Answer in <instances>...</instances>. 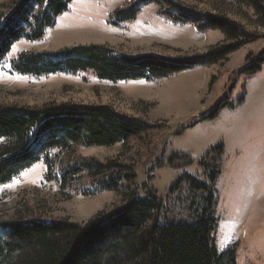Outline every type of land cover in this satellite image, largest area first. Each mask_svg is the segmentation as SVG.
<instances>
[{"label":"trees","instance_id":"16d2710c","mask_svg":"<svg viewBox=\"0 0 264 264\" xmlns=\"http://www.w3.org/2000/svg\"><path fill=\"white\" fill-rule=\"evenodd\" d=\"M238 1L251 7L264 21L262 0ZM71 3L72 0H8L0 4V64L20 41L43 39ZM142 4L166 9L163 15L173 23L194 24L201 32L219 31L228 43L206 54L176 58L127 57L101 45L22 52L12 60V71L36 78L92 73L96 79L110 83L155 82L219 64L264 38L244 31L228 17L198 14L171 0H141L126 9H117L110 25L120 27L134 22ZM263 65L264 49L231 75V85L242 77L257 75ZM224 108L219 106L211 118ZM142 137L152 144L159 131L109 106L0 105V188L43 161L46 180L57 182L62 192L80 189L91 196L115 192L123 198L122 206L101 211L86 224L41 219L0 222V264H238L236 247L220 251L217 244L216 184L223 171L224 146L207 152L205 160L198 163L206 172V181L187 173L177 178L169 190V197L174 196L169 198V205L147 184H143L145 196H139L132 165L116 160L101 163L77 152L78 148L125 146ZM193 164L189 154L174 152L163 155L158 169ZM176 208L184 217L173 215ZM189 219L191 222H187Z\"/></svg>","mask_w":264,"mask_h":264},{"label":"rangeland","instance_id":"374dc122","mask_svg":"<svg viewBox=\"0 0 264 264\" xmlns=\"http://www.w3.org/2000/svg\"><path fill=\"white\" fill-rule=\"evenodd\" d=\"M8 0H0V4ZM141 0H72L68 11L36 42L20 41L0 64V105L40 108L46 104L109 106L116 112L146 121L159 131L115 147L78 148V154L101 163L116 160L135 169L139 196L143 184L154 188L169 205L170 188L183 174L200 181L207 175L198 163L206 153L224 146L223 171L216 190L220 251L236 247L238 264H264V65L249 78L231 85V75L264 49V38L231 54L211 67H198L164 80L110 83L92 73L22 76L11 62L22 52H55L78 45H101L127 57L154 55L167 58L208 53L228 43L224 34L201 32L194 24L166 19L155 4H142L137 19L112 27L117 9ZM192 12L225 16L244 31L264 36V21L238 0H171ZM264 3V0H262ZM233 76V75H232ZM225 108L211 118L219 106ZM187 153L194 164L187 168L158 169L163 155ZM54 154V152L52 153ZM43 161L0 188V222L41 219L86 224L101 211L123 205L122 196L106 192L85 195L80 189L60 191L46 180ZM172 204V203H171ZM173 215L182 218L176 208ZM189 217H186V219ZM187 222H191L190 219Z\"/></svg>","mask_w":264,"mask_h":264}]
</instances>
